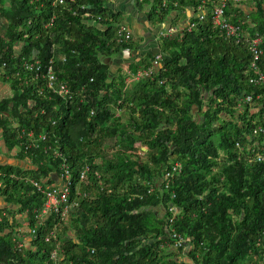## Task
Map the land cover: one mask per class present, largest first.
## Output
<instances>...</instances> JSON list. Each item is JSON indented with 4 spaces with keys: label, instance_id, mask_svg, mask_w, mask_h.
Returning a JSON list of instances; mask_svg holds the SVG:
<instances>
[{
    "label": "trees",
    "instance_id": "16d2710c",
    "mask_svg": "<svg viewBox=\"0 0 264 264\" xmlns=\"http://www.w3.org/2000/svg\"><path fill=\"white\" fill-rule=\"evenodd\" d=\"M220 1L134 5L149 4L151 22L156 16L158 23L187 25L199 6ZM241 1L227 0L226 17L246 30L245 21L229 18V7ZM253 1L261 15L250 33L264 34V0ZM112 3L0 0V76L11 90L0 99V139L6 156L18 161L0 163V264H187L183 257L193 264H264V161L256 158L264 154V131L254 133L264 127V83L249 81L247 40L226 36L210 16L192 29L177 26L160 39L162 67L128 88V72L152 67L156 52L112 69L114 59L140 43L132 30L130 39L118 40L117 29L126 24ZM261 47L264 71V35ZM51 59L71 98L24 66L39 60L46 71ZM248 94L251 102L244 100ZM23 129L46 132V139L27 148ZM54 150L70 165L76 204L45 241L59 216L50 215L35 235L19 234L16 225L18 214H27L30 227L36 222L45 195L23 178L60 172ZM174 162L182 167L166 186ZM84 165L89 169L80 181ZM174 232L185 248L174 247Z\"/></svg>",
    "mask_w": 264,
    "mask_h": 264
},
{
    "label": "built area",
    "instance_id": "2783aa9c",
    "mask_svg": "<svg viewBox=\"0 0 264 264\" xmlns=\"http://www.w3.org/2000/svg\"><path fill=\"white\" fill-rule=\"evenodd\" d=\"M62 3L64 0H57ZM199 6L196 11V20L190 21L187 23V28L192 29L195 27L198 21L204 20L207 16H210L212 22L215 27H217L222 33H224L228 37H238L239 39L244 38L248 42V49L252 54V61L250 62V70L252 71L251 77L249 81L254 84H262L264 83V71L262 70L259 60L263 53L262 43H263V35L258 32L253 33V35L246 29L242 28L241 24L234 23L226 17V6L227 0H221L219 3L214 4L207 9L203 6ZM87 16H90V13H87ZM178 29L175 26H169L167 30L161 31V37L170 36L174 34ZM117 38L118 40H128L131 38V29L124 24H121L117 29ZM163 53L161 51L156 52L155 58L153 61V66L148 69H141L136 74H132L128 72V76L132 77L133 80H137L140 78H145L152 75L153 71L156 68L162 67ZM52 59L49 62L47 70H43L41 63L38 61H25L24 66L26 69H35L34 77H42L46 87L53 92H56L63 97L71 98L72 95L66 83H57V75L55 74ZM154 67H156L154 69ZM45 71V72H44ZM253 96L248 94L244 100L246 102H251ZM240 108V105L239 107ZM94 111H91L93 114ZM260 131H264V127H258L254 129V133H258ZM22 135L26 136V139L29 140V144L27 148H38L40 146V141H44L46 139L47 133H35L34 130H22ZM257 145V143L248 144V148H252ZM236 146L242 150L243 145L240 142L236 143ZM254 150V149H253ZM55 156H60L62 158L59 167L60 172L57 174L60 176L61 182H54L50 177L44 178L42 180L24 177L25 181H29L34 188L38 191H41L45 195V202L41 209H36L35 213V223L32 227L28 226V232L30 235H35L37 233L38 227H45L47 219L50 215L54 214V219L59 218L58 221H55V224L48 228V231L44 235L45 241H50L53 236H55V232L58 230L59 224L61 220H64L66 216H68L69 210L75 206L76 202L71 199V185H72V171L70 169V165L67 163L66 158L62 156V152L60 150H54ZM256 158L259 161H264V154L260 152H256ZM182 164L180 162H174L173 166L169 168L164 175V179L166 181V186L169 185V181L174 176L175 172H180ZM89 166L84 165V167L80 170L79 180L82 181L86 178V172L88 171ZM88 194L89 193H85ZM174 196V194H173ZM59 216V217H57ZM172 220V219H171ZM19 234H24L20 228H18ZM173 237L176 239L174 242L175 248H185V241L180 237L176 232L173 233ZM24 243H19V247ZM59 246H57L51 252V259L60 260L59 254Z\"/></svg>",
    "mask_w": 264,
    "mask_h": 264
},
{
    "label": "crops",
    "instance_id": "0c3cea01",
    "mask_svg": "<svg viewBox=\"0 0 264 264\" xmlns=\"http://www.w3.org/2000/svg\"><path fill=\"white\" fill-rule=\"evenodd\" d=\"M112 1H113L112 7H114L117 11L122 12L125 18L124 21L122 22L131 28V30L134 32L133 35L136 38L138 37L140 38V43L137 49H134L133 51H124V53L120 54L121 57L118 58L119 62H117L116 60L117 58L114 59L115 61L114 64L117 67H120V65H123V68H125L132 59L136 60L137 58H139L141 54H145L148 51H152V52L161 51L160 45H159V42L161 39L160 32L167 29L170 23H173L172 26H175V27L178 26L179 29L181 28V26L184 27L186 24V20L181 19L179 22L178 20L177 21L175 20L176 22L171 20L167 23L166 22L158 23V25L155 26L154 25L155 23L151 22L150 20L147 21V18L144 15V12L146 13V11L149 10L150 5L147 4V8L145 7L144 9L145 11L142 8H139L140 12L143 14V19H144L143 20L140 17V14H138L137 16V12L135 9L136 6L134 5V0H112ZM262 8L264 9V5L262 6ZM228 11L231 13V16H232L229 18L233 19L234 18L233 16H235V18L237 17L238 20L240 21L242 20V22L245 21V23H247V26H248L246 29L249 32H251L252 29H255L259 15H261V11L259 10L258 5H256V3L253 0H242L239 3H233V6L229 7ZM185 12L188 17H190L192 14L190 9H187ZM4 25L5 23L0 18V31L1 32L3 28L5 27ZM10 95H11V90H10L9 85L1 81L0 82V99L4 97H8ZM1 142L2 140H0V144ZM2 154H0V158L2 157V160H0V163L10 162L13 164L14 163L18 164L17 160L8 158L6 156L7 155L6 147L5 149H3ZM25 163L26 162H21V165ZM26 166H28V163H26ZM50 177L54 182H61L60 176L56 172L51 173ZM3 206H4V200L2 197H0V207H3ZM159 211H162V210H157L158 214H159ZM161 214L163 215V211L161 212ZM17 219H18L19 224L16 225V228L17 229L20 228L23 232L27 233L28 226H29L26 224V221L28 219L27 214H18Z\"/></svg>",
    "mask_w": 264,
    "mask_h": 264
},
{
    "label": "rangeland",
    "instance_id": "374dc122",
    "mask_svg": "<svg viewBox=\"0 0 264 264\" xmlns=\"http://www.w3.org/2000/svg\"><path fill=\"white\" fill-rule=\"evenodd\" d=\"M149 5V4H148ZM145 7L147 8V5H144L143 6V10L145 9ZM135 9H136V12H137V16H138V14H140V17L143 19V14L140 12V10H139V8L138 7H135ZM145 11V10H144ZM147 12V11H146ZM144 15L146 16V18H147V21H149V19H148V17H147V14L144 12ZM132 16V15H131ZM154 17V19H153V23H155L154 25L155 26H157L158 25V22H157V18H156V16H153ZM144 20V19H143ZM133 23V22H132ZM134 33V32H133ZM118 58H120V57H117V62H119L118 61ZM122 67H123V65H121ZM112 69L113 70H117L119 67H117V66H115V64H112ZM1 71H2V69L0 68V74H1ZM152 75H150V76H148V77H151ZM133 81V78L132 77H127L126 78V82L128 83V84H130L131 82ZM0 82H1V76H0ZM129 87H131V85H128V88ZM0 140H2V142H1V144H0V154H2V152H3V149H5V145H4V142H3V139H0ZM146 146H144V145H142V148H145ZM2 149V150H1ZM139 151H141V150H139ZM138 151V152H139ZM3 155V154H2ZM1 155V156H2ZM7 158V157H6ZM3 159H4V157H3ZM0 160H2V157L0 158ZM2 163V162H1ZM78 191V190H77ZM163 211V210H162ZM162 211H159V214H161V212ZM183 260H185L186 262H187V264H192V262H191V260L188 258V257H183L182 258Z\"/></svg>",
    "mask_w": 264,
    "mask_h": 264
},
{
    "label": "water",
    "instance_id": "95a60500",
    "mask_svg": "<svg viewBox=\"0 0 264 264\" xmlns=\"http://www.w3.org/2000/svg\"><path fill=\"white\" fill-rule=\"evenodd\" d=\"M8 163H10V162H8ZM14 164H16V163H14Z\"/></svg>",
    "mask_w": 264,
    "mask_h": 264
}]
</instances>
